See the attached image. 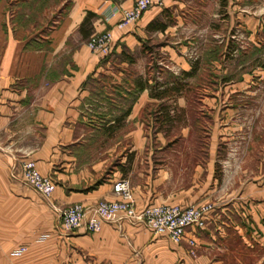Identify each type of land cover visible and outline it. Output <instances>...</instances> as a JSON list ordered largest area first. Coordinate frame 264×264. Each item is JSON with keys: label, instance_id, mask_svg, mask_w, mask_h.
Listing matches in <instances>:
<instances>
[{"label": "crops", "instance_id": "obj_1", "mask_svg": "<svg viewBox=\"0 0 264 264\" xmlns=\"http://www.w3.org/2000/svg\"><path fill=\"white\" fill-rule=\"evenodd\" d=\"M18 1L0 0V5ZM55 1L54 21L49 24V17L37 28L18 22L15 13L0 14V264H264L263 188L253 191L262 197L249 202L246 221L234 215L207 231L196 230L195 255L186 240L175 242L122 214L95 232L63 228L61 212L71 203L119 197L112 186L124 174L126 156L108 169L113 152L105 150L110 137H104V127L129 120L143 124L139 111L159 101L144 88L119 122L130 88L104 79L124 82L134 65L132 51L146 38L168 34L195 0H163L126 26L118 25L121 9L134 0ZM227 2L239 8L237 16L249 17L242 13L253 5L249 0ZM87 12L94 13L91 28L82 30ZM104 29L113 35L112 54L106 56L86 45L91 33ZM108 111L112 118H106ZM135 134H130L134 142ZM164 151H145L150 171L139 172L136 180L133 168L126 176L138 207L165 203L158 202L162 197L154 192L151 170V155ZM25 155L57 183L50 198L23 181L19 158ZM23 245V254L14 255Z\"/></svg>", "mask_w": 264, "mask_h": 264}, {"label": "rangeland", "instance_id": "obj_2", "mask_svg": "<svg viewBox=\"0 0 264 264\" xmlns=\"http://www.w3.org/2000/svg\"><path fill=\"white\" fill-rule=\"evenodd\" d=\"M249 3L243 19L230 3L224 12L219 0H195L168 34L146 38L132 51L131 71L145 78L155 72L160 90L176 81L180 89L159 100L161 116L155 118L159 107L153 101L139 111L143 124L129 120L110 138L103 133L106 152H113L108 169L126 156L119 177L135 168L137 180L139 172L150 171L145 151L163 148L151 155L158 202H211L206 231L234 215L246 221L249 202L262 197L253 191L264 189V0ZM57 5L20 0L1 3L0 14L15 13L18 22L37 28L49 17L52 24Z\"/></svg>", "mask_w": 264, "mask_h": 264}, {"label": "built area", "instance_id": "obj_3", "mask_svg": "<svg viewBox=\"0 0 264 264\" xmlns=\"http://www.w3.org/2000/svg\"><path fill=\"white\" fill-rule=\"evenodd\" d=\"M163 0H134L128 8L121 9L119 26H126L136 21L146 9L162 4ZM115 13V12H114ZM113 14V13H112ZM86 45L100 55L112 52L113 35L109 29L94 32L89 35ZM19 168L25 183L32 186L44 197L50 198L57 183L49 175H44L38 169L35 159L25 155L19 158ZM112 189L119 197L117 199H100L94 204L84 205L74 202L66 206L61 213V223L64 228L75 229L84 226L86 230L95 232L119 215L144 223L159 235L168 236L175 242L186 240L191 245V253L196 254L197 238L195 232L208 224V215L214 209L211 202L195 205L177 203H152L138 207L133 194L130 180L122 176L113 182ZM190 232L191 235L187 236ZM27 246L16 249L13 254L20 256Z\"/></svg>", "mask_w": 264, "mask_h": 264}, {"label": "trees", "instance_id": "obj_4", "mask_svg": "<svg viewBox=\"0 0 264 264\" xmlns=\"http://www.w3.org/2000/svg\"><path fill=\"white\" fill-rule=\"evenodd\" d=\"M221 7L223 9V11L225 12V8L228 5L227 0H219ZM226 14V13H225ZM94 15V13L92 12H87V15L85 16V18L82 21L81 24V29L85 30V29H90V24L91 22H89L90 17ZM160 22V23H159ZM156 23L160 24V26H165V23L162 22L161 20L157 21ZM112 54V52L110 53ZM108 54V55H110ZM153 55V54H152ZM106 56V55H105ZM131 58V57H130ZM130 61H132V59H130ZM155 66V65H153ZM147 77L145 78V76H142L140 72H130L127 73V76L124 78V82H113L111 79H104V81L108 82L110 85H112L113 87L119 88V87H126V88H130L129 90V94L127 97V108L122 109L120 111V114L116 117V119H118L117 121L120 122V120L123 118L124 115L128 114L131 111V105L134 103V101L137 99V97L139 96V94L141 93L140 91H142L144 88L148 87L149 92L151 94L152 97L158 99V100H163L166 95L165 94H169L171 92H176L177 90L180 89L181 84L179 83V81H176L172 84H170L169 86H167V88H163L162 90L159 89V85L157 82V77L154 75V73H150V71H147ZM187 73V72H186ZM151 74V75H149ZM188 74V73H187ZM152 78V82H150V78ZM98 86L99 89L102 88V85H95ZM97 88V87H96ZM168 97V96H167ZM159 109L157 111V114H155V118H157L156 116L160 113L162 110H160V108L163 107V103H160V101H158V103L156 104ZM163 112V111H162ZM161 116V115H160ZM159 116V117H160ZM158 117V119H159ZM118 126H105L103 131H107V135L110 136L114 133V129L116 130Z\"/></svg>", "mask_w": 264, "mask_h": 264}]
</instances>
